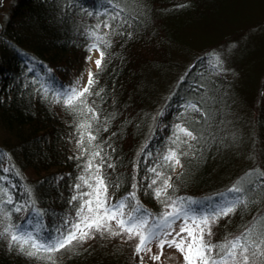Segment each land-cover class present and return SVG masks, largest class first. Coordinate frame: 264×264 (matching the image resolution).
I'll list each match as a JSON object with an SVG mask.
<instances>
[{"label":"trees","instance_id":"1","mask_svg":"<svg viewBox=\"0 0 264 264\" xmlns=\"http://www.w3.org/2000/svg\"><path fill=\"white\" fill-rule=\"evenodd\" d=\"M212 1L0 0V189L7 192L0 191V232L11 223L45 240L70 229L81 203L72 197L89 191L75 187L88 176L89 151L82 154L77 146L78 125L87 121L96 140L88 146L85 137V148L102 150L94 163L103 160L109 205L134 192L125 213L139 208L134 215H146L154 227L170 210L162 202L166 197L182 201L194 215L240 198L245 203L219 218L206 239L221 243L252 225L258 238L264 230V87L256 88L254 68L264 70V13L249 11L251 0H232L235 6L242 1L230 10L238 17L213 16L220 35L199 45L190 31ZM252 12L258 17L250 18ZM93 44L104 53L85 97L95 120L83 106L73 111L56 99L72 67L82 71ZM206 47L216 52L207 54ZM198 48H205L203 54L190 60L188 52ZM77 53L81 57L73 61ZM240 74L248 93L237 83ZM177 125L196 139L178 133ZM170 149L179 156L177 170L163 160ZM164 178L172 187L158 199L155 189ZM240 183L243 192L228 191ZM9 196L12 203H6ZM125 234L94 232L55 253L56 264H141ZM0 264L48 262L26 255L5 235Z\"/></svg>","mask_w":264,"mask_h":264},{"label":"snow or ice","instance_id":"2","mask_svg":"<svg viewBox=\"0 0 264 264\" xmlns=\"http://www.w3.org/2000/svg\"><path fill=\"white\" fill-rule=\"evenodd\" d=\"M119 16L120 13L117 12L112 19L115 20ZM108 26L105 23V27ZM98 27L99 25H97ZM91 35L95 36L102 43L107 44L104 37L98 36L95 32L91 33ZM92 47L99 51L96 44H93ZM103 56V51H100V59L95 61L97 69L101 67ZM217 62H219L218 58ZM93 83V73L89 71L87 84L82 89L73 87L59 94L56 97L57 102H62L66 108L72 109L73 111L77 110V106H83L84 110L92 113V119L95 120L97 118L96 113L88 106L85 100L86 95L91 94L90 88ZM188 107L198 111L194 103H190ZM91 127L92 125L87 121L78 125L81 131L77 146L81 148L82 154L84 151H89L90 158L85 166V172L88 173V176H81L79 178L81 184H77L75 187L80 189L82 186H85L89 191L79 193L77 196L72 197L74 201L77 199L81 201L79 208L76 210L75 222L70 224V229L66 233H61L54 239L48 238L45 240H41L31 231H21L20 225L9 223L0 232V236H9L12 246L18 247L20 251L30 257L45 260L48 264H56L55 253L62 250H70L75 244L90 239L93 231L108 233L111 236H119L126 233L129 240L138 238L134 252L139 256L141 264H143L144 257L140 254L151 253V247L149 245L154 240L157 242L156 246L160 250L157 254L150 255V259L154 262L161 260L163 249L167 246L169 248L174 247L183 254L185 264H264V230L258 234V238H254L257 235L256 225L248 227L244 232L232 238H225L221 243L213 244L210 240L206 239V237L212 235V225L219 218L233 213L239 204L245 203L240 198L230 201L217 209H213L208 215H191V209L184 207L182 201L166 197L162 202L166 203V206L170 210L165 211L158 222H154V227L148 226V218L146 215H134V212H138L139 208L134 209L133 212L125 213L126 200L129 198L135 199L134 192L129 194V198L109 205L107 203L108 185L105 183L104 177L100 174L103 160L101 159L99 164L94 163L96 158L101 157L102 150L99 149V145L96 146L97 150L95 151H90L85 148V137L87 138L88 146H91L92 142L96 140V136L90 131ZM176 129L183 136L191 140L196 139L192 131L187 130L185 127L177 125ZM179 139L180 136L178 135L176 140L178 141ZM175 142L173 141V143ZM163 160L168 166L173 168L180 164L179 156L174 149H170L164 155ZM108 167H112V165L109 164ZM150 171L156 174L157 179L162 178V173L157 172L155 168L150 169ZM156 183L157 180L154 179L152 184L155 185ZM171 187L172 185L169 183V179L164 178L162 180V186L155 189L156 197L158 199L165 197L167 190ZM0 191L4 190L0 189ZM228 191L236 193L243 192V184L234 185ZM4 194L7 195V192L4 191ZM6 203H12L10 196ZM15 211H20V208H15ZM3 219L10 220V214L3 213ZM113 221H115V228L112 224ZM176 221H182L179 232L173 235L172 231H164V229L171 230ZM169 236L172 238L168 239L167 237Z\"/></svg>","mask_w":264,"mask_h":264},{"label":"rangeland","instance_id":"3","mask_svg":"<svg viewBox=\"0 0 264 264\" xmlns=\"http://www.w3.org/2000/svg\"><path fill=\"white\" fill-rule=\"evenodd\" d=\"M242 1H244V0H242ZM242 1H240V2H242ZM251 1L255 2V4H253V7H251V9H249V11L259 9L258 14H260V10L262 13H264V0H251ZM240 2L235 6L236 3L233 2L232 0L230 2H224L222 0H213L212 4H209L207 6L206 17H205V19L200 21V23L198 24L199 28L197 29V27H198V25H197L196 27H194L190 31L192 38L196 39L197 40L196 42L200 41L199 45L212 42L213 38L215 39L217 35H220L219 34L220 30L218 29V26L216 25L217 22L213 20V16L220 15V18H223L224 14L226 13L227 16H229V17L237 18L238 17L237 13H234L233 11L230 12V10L238 7L241 4ZM233 6H235V7H233ZM252 13L255 15L250 16V18L258 17V15L255 12H252ZM242 16H245V15H242ZM225 32H226V30L223 33H225ZM208 47H209V45H208ZM208 47H206V49ZM204 49L205 48H203V49H200V48L192 49L191 52H188L187 56L190 58V60H192L194 58H198L203 54ZM213 51L216 52V50H214L213 48L212 49L208 48L207 50H205V52L207 54L208 53L210 54ZM75 57L76 58L81 57L80 53H77V55H74L73 61H75ZM97 59H100V52L96 49L90 50L88 52V56L85 58L86 64L84 65L82 71H80L79 68H77V67H72L71 72L66 76V79H67L65 81L66 85L63 88V90H65V92H66L73 87H76L77 89H82L87 84L89 71H91L93 74L97 71V67L95 64V61ZM72 66H73V64H72ZM257 68H258V66H256L254 68V69H256L255 76H257V74H258V81H257L256 88L259 87V84H262L264 87V70L261 71L259 68L258 69ZM254 69L252 70L251 73L254 72ZM244 77L241 76V74H240V77H238V79H237V81H238L237 83L240 84V87L244 90V93H248L250 90H247V87H245V83L243 82ZM242 82H243V84H242ZM240 87H238V88H240ZM252 87H254V86H252ZM252 87H249V89L250 88L252 89ZM241 88H240V90H242ZM59 94H61V93H59ZM261 97L262 98H259V101L264 100V94H261ZM256 104L258 106V105L262 104V102L259 104L257 101ZM255 111H256V109H255ZM258 111H259V108H258ZM256 112H253V113L255 114ZM178 168H179V165L176 166V170ZM191 215H194V214H191ZM112 223H114V225H115V221H113ZM181 223H182V221H176V223L173 225V228L171 230L164 229V231H172V234L175 235L176 232H179V227H180ZM27 226H28V223H26L24 225V228L27 229ZM94 232L95 231H93L92 235H94ZM182 235H184V234H182ZM167 238L171 239L172 237L169 236ZM123 241L124 242L130 241L133 244H137L138 238H133V239L129 240L127 237V234H125ZM156 243L157 242L154 240L151 243V245H149V247H151V253H141L142 256L144 257V259L146 260L147 264H185L183 254H181L179 251H177L174 247L169 248L167 246H165V248L163 249V255L161 256V260L159 262L152 261L150 259V255L157 254L160 251L157 248Z\"/></svg>","mask_w":264,"mask_h":264}]
</instances>
